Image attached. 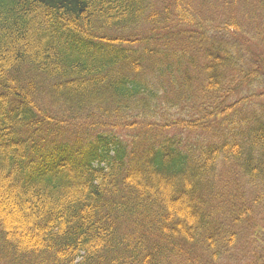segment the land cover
Wrapping results in <instances>:
<instances>
[{"label": "trees", "instance_id": "obj_1", "mask_svg": "<svg viewBox=\"0 0 264 264\" xmlns=\"http://www.w3.org/2000/svg\"><path fill=\"white\" fill-rule=\"evenodd\" d=\"M258 46L264 0H0V264H264Z\"/></svg>", "mask_w": 264, "mask_h": 264}, {"label": "rangeland", "instance_id": "obj_2", "mask_svg": "<svg viewBox=\"0 0 264 264\" xmlns=\"http://www.w3.org/2000/svg\"><path fill=\"white\" fill-rule=\"evenodd\" d=\"M255 45H256V43H253V44H252V47H253V46H255ZM258 47H259L261 50H263V51H264V49H263V47H262V46H258ZM243 258H244V259H246V257H243V256H241V260H242Z\"/></svg>", "mask_w": 264, "mask_h": 264}]
</instances>
